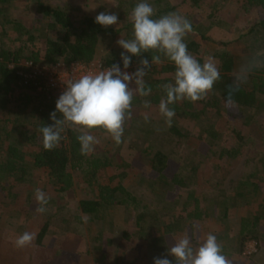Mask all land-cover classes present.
I'll use <instances>...</instances> for the list:
<instances>
[{"label":"trees","instance_id":"16d2710c","mask_svg":"<svg viewBox=\"0 0 264 264\" xmlns=\"http://www.w3.org/2000/svg\"><path fill=\"white\" fill-rule=\"evenodd\" d=\"M14 1L0 0V15L8 10V6L6 5H11ZM22 1L27 3L28 10L31 4L36 6L37 13L42 17V21L45 24L41 23V25L45 26L46 31L49 33L47 36L40 35L37 46L38 51L36 53L33 52L30 57L26 56V61L37 62L40 55H42L45 60L44 63L47 65L56 66L62 60L65 61L67 67L75 64L89 65L97 60L100 45L104 43L105 39H108L111 42L109 46L107 45V52L100 59L101 64L104 67H110L113 63H120L123 66L120 60V53L123 49L117 43H114V41L115 38H133L131 16L120 28H105L95 22L94 16L91 17L79 13L75 15L70 7H64L61 3L58 5L52 4L53 0ZM55 1L62 2L63 0ZM163 1L147 0L155 10L153 18L158 19L171 12H177L187 18L192 24V31L185 37L189 52L201 64H203L207 57H214L218 62L221 72V79L214 85L213 91L209 93L206 99L197 102L184 100L170 105L176 113L172 121L174 129L172 132L182 137V129H185L189 133L187 129L191 130V128L198 126L202 118L210 119L217 116L220 118L219 121H221L232 112L244 113L264 108V67H258L250 74L247 83L242 85L240 90L234 94L233 100L229 101L226 99L228 85L232 83L234 75L240 72L242 67L249 66L251 62L264 64V0H245V3L242 5L244 13L248 15L259 13L260 16L250 21L249 26L241 30L237 36L238 38L233 41L217 40L213 37V25L206 26L208 20L201 21V17H198L194 21L193 13H189L187 17L183 9H181L185 5H188L191 9H197L195 12L200 15L202 13L200 11L202 9L201 5L209 4V8L212 9L210 15L216 16L220 13L218 10H225V6L221 5L219 0H182L178 4L173 5L169 3L163 4ZM213 16L208 18L211 20L214 18ZM11 23L15 27L21 26L18 30L20 31L18 32L20 33V39L29 36L31 43L36 41L35 35L25 30L17 17L12 19ZM35 31L39 32L40 30L36 29ZM21 41L23 42L24 40ZM27 42L28 40H25L24 43ZM18 43L15 42L6 46L0 37V110L8 105V96L17 88L23 90L21 101L25 107L42 98L48 101H56L58 99L53 93L39 92L35 82L24 81L18 71L12 68L13 66L11 65L16 64L17 66V62L22 57L18 51L13 50ZM22 48L24 49L25 47L23 46ZM154 54L156 53L150 51L144 55L151 60ZM138 60L139 58L133 57L131 67H136ZM175 70V65L162 56V63L153 64L144 77L146 85L152 88L151 95L140 98L150 100L151 105L159 108V101L166 94L158 86L174 83ZM137 101L136 99L133 100V107L138 105ZM133 107L132 116L134 114ZM41 114L42 118L33 124L38 130L45 124L52 123L49 122V111L42 112ZM132 116L128 123H135L132 120ZM98 130L104 131L103 129H93L91 132ZM20 132H22V129ZM11 135L12 132H7L6 139H9ZM63 135L64 138L59 146L51 151L44 149L41 138V142L37 143V147L35 146L36 151L32 155H30V151L26 152L17 145L10 144L6 146L5 156L0 159V194L2 195L1 202L3 204L8 206L11 201L13 203L14 200L21 199L25 193V189L29 190L30 184L27 180L29 178L32 179V176L29 175L31 168L42 171L45 174L44 181L46 182L47 180L46 183H49V186L51 185L54 192L58 195V199L49 200V204L47 205L48 211L41 214V220L44 224L36 235L35 241L31 246L25 247L26 264H48L37 256L40 248L47 247L50 244L56 246L65 245L66 239L60 233V231L64 232V230H59L58 226L61 223L63 226L67 224L70 215L69 213H64L65 208L59 200L65 199L70 194H75L78 181L74 178V174L78 172L83 173L88 178L87 183L89 189H91V192H87L79 199L78 209L82 216H87L92 222L101 223L102 225L107 224V221L113 223L118 212H135L137 230L146 233L148 228H150L148 227V219L153 218L156 220L158 235L166 237L176 235L175 239H177L179 234L184 235L185 233L197 241L195 245L198 247L202 243L200 238H197L198 235L203 233L201 231L202 226L207 224V222H212L211 218H214L217 213L218 217L224 219L223 221L227 224L229 223L228 220L233 215L230 210L231 208L226 203L229 195L225 196L224 194L222 195L223 198L219 195L211 196L203 193L198 194L193 191H180V187L185 186L184 181L178 178L169 180L165 176L162 179L168 183V191L164 190L162 193L155 192V199L158 202L156 204L160 210L156 211V209H153L152 214L148 213L151 207L142 206L141 200L132 194L128 186V181L138 178L141 174V170L136 165L137 163L133 166V164H128L123 159L117 160L112 156L111 151L105 148L103 150L99 148L88 155H82L80 144L76 138L77 133L71 129H67ZM25 139L23 140L25 141ZM35 139L36 136L33 134L32 140ZM0 141L3 143L1 136ZM156 149L153 144H149L142 153L145 154V158L148 157L150 159V168L156 172H164L168 156ZM233 156L237 158L239 155L234 154ZM113 167L116 170L115 174L108 177L107 182L101 181L102 175L106 174L107 170ZM246 174L240 176L241 178L234 187V192L235 197L242 200V205L246 206L247 209L249 206V196H258L264 188V156L258 159L257 162L255 161L253 163V170L249 173L246 172ZM33 194L30 191L25 199L30 201ZM171 198L174 199L170 200ZM22 199L24 200V198ZM218 199L221 203V212L217 210L218 208L214 203L210 206L207 205L208 201L219 202ZM157 206L153 205L152 207L157 208ZM237 206L235 213H237L240 207ZM160 212L165 214L159 217L158 214ZM240 212L241 210L237 213L236 218V234L240 239L238 247L243 248L245 242L248 239L250 240V238L257 240L258 244L262 246L264 238V213L254 212L252 214L250 213L251 211L246 212V210L244 213ZM82 216L71 217V220L76 218V221L81 222ZM14 224L12 222V226ZM21 229L22 226L20 227ZM122 234L127 240H132L135 230H124ZM158 237L156 236L153 239L149 236L151 238L148 239L149 244L155 245V243L158 244L159 240H163L162 237ZM222 237V234L221 236L218 235L217 241L222 240ZM100 238L99 241H102L100 247L106 251L108 247L103 244L104 234L103 238L102 234H100ZM145 242H147V239ZM221 245L222 253L225 255L228 246ZM236 247H233V249L237 250Z\"/></svg>","mask_w":264,"mask_h":264},{"label":"rangeland","instance_id":"374dc122","mask_svg":"<svg viewBox=\"0 0 264 264\" xmlns=\"http://www.w3.org/2000/svg\"><path fill=\"white\" fill-rule=\"evenodd\" d=\"M181 1L164 0L162 3L173 5ZM139 2L141 0H63L62 2L53 0L52 4L58 5L61 3L64 7H70L75 15L79 13L96 17L102 11L116 12L119 16V23L105 28L117 29L130 18L134 5ZM219 2L225 6V10H218L220 13L216 16L210 15L212 9L209 8V4L201 5V16L195 12L197 9H191L188 5L181 9H183L187 17L189 13H193L194 21L198 17H201V21L208 20L206 26L213 25V37L217 40L225 41L236 40L240 31L248 27L250 21L260 16L259 13L251 15L244 13L242 5L245 0H219ZM6 6H8V10L0 15V37L6 46L15 42L20 43L13 50L18 51L22 57L17 62V66L16 64L11 66L19 74H26L30 71L26 67V64L30 63L26 61V56L30 57L33 52L36 53L40 35L47 36L49 33L46 31L45 26L41 25L44 22L37 13L35 5L31 4L28 10L25 1L15 0L14 3ZM211 16L214 18L210 20L208 17ZM16 17L21 21V25L25 30L35 35L36 41L31 43L29 36L20 39V33H18L20 31L18 30L21 26L15 27L11 23L12 19ZM36 29L40 31L37 32L35 31ZM21 40L24 41L22 42ZM25 40H28V42L24 43ZM117 40L119 39L115 38L114 43ZM110 42L105 39L104 43L100 45L96 61H100L107 52V45L109 46ZM23 46L25 47L24 49L22 48ZM38 59L39 61L33 62L36 67L46 64L42 55ZM58 65L67 69L70 68L65 65L64 60ZM48 66L52 67V65ZM22 92L23 90L20 88L15 89L8 96V105L0 110V136L3 138V143L0 141V159L5 156L6 146L10 144H15L26 152L30 151V155L35 153V146L37 147V143L41 142L42 133L33 124L42 118V112L49 111L51 113L56 108V101H48L43 98L25 107L21 101ZM134 99L138 100V105L133 107L132 120L135 123H128L130 119L125 122L123 143L116 145L105 131H92L91 134L99 140L95 150L99 148L101 150L103 148L109 149L112 156L117 160L123 159L126 163L133 164V166L137 163L136 165L141 170V174L138 178L128 181V186L132 194L141 200L142 206L151 207L148 211L150 214H152L153 209H156V211L160 210L156 204L158 202L155 199V192L168 191V183L162 179L163 176L169 180L182 179L185 186L180 187V191H193L198 194L203 193L211 196L229 195L226 203L233 213L228 220L229 223L224 222V219L218 217L217 213L214 218H211L212 222H207V224L202 226L201 231L203 233L198 235L197 238H200V241L203 242L209 233L214 234L216 237L222 234L223 239L219 240V243L228 246L225 256L230 261V264H264V238L262 246L258 244L257 240L250 238L242 248L238 247L240 239L236 234V218L239 210H241L240 213H244L245 210L246 212L251 211L250 213L252 214L254 212L264 213V188L258 196H249L247 209L246 206L242 205V200L235 197L234 192V187L241 178L240 176L246 174V172H251L253 163L264 156V108L244 113L232 112L221 121H219L220 118L217 116L210 119L202 118L198 126L191 128V130L187 129L189 133L182 129L181 137L172 132L174 131L172 125L171 127L166 125L165 119L158 111L159 108L151 105L150 108L145 109L143 103H139L143 102L142 98L137 95ZM145 114L149 117L148 122L144 120ZM49 122L52 121L50 120ZM21 129L22 132H20ZM7 132H12L9 139H6ZM33 134L36 136L35 140H32ZM149 144H153L157 151L160 150V152L168 156L164 172H156L150 168V159L148 157L145 158V154L142 153ZM234 154L239 156L235 158ZM257 166L260 167L258 164ZM115 172L114 167L109 168L107 173L102 175L101 181L107 182L108 177L114 175ZM29 175L32 176V179L29 178L27 180L30 188L29 190L25 189L21 199H16L13 203L11 201L7 206L1 202L2 195L0 194V264H26V253L24 252L26 248H17L15 240L26 231L37 235L44 224L41 220V214L35 211L38 207L35 195L31 196L30 201L25 199L26 195L30 191L34 193L36 188H40L50 197V200L58 199L53 187L46 183L47 180L46 182L44 181L45 174L42 171L31 168ZM74 178L78 181L75 194H70L65 199L59 200L65 208L64 213H69L70 215L67 224L63 226L61 223L58 226L59 230H64V232L60 231V233L66 239V243L63 246L50 244L47 247L40 248L37 256L43 259L44 262L48 264H153L154 257L167 255L168 249L175 241L185 235L189 236L185 233L184 235L179 234L177 239H175L176 235L172 237L160 236L156 231V220L153 218L148 219V227L150 228H148L146 235L145 232L143 233L136 228L137 219L135 212L120 211L116 214V219L113 223L107 221V224L104 225L90 221L87 216H82L78 209V202L81 196L91 192L87 183L88 178L81 172L75 173ZM172 199L174 198L170 200ZM218 201H208L207 205L210 206L214 203L218 208L217 210L221 212V203L219 199ZM153 205H156L157 208H153ZM51 206L54 207L53 205ZM236 206L239 207L237 213H235ZM163 214L165 213L160 212L158 216L160 217ZM78 215L82 216L81 222L76 221V218L71 220V217H77ZM12 222L15 223L13 226ZM21 226L22 229L20 230ZM124 230H135L132 240L124 238L122 234ZM100 234H102V238L104 234L103 244L108 247L106 251L100 247V244H102V241H99ZM149 236L153 239L159 236L158 238L162 237L163 240H159L158 244L155 243V245L149 244L148 239H151ZM189 238L193 247L198 248L195 245L197 241L190 236ZM146 239L147 242H145ZM233 247H236L237 250L233 249ZM168 258L173 260L171 256H168Z\"/></svg>","mask_w":264,"mask_h":264},{"label":"clouds","instance_id":"9594fccd","mask_svg":"<svg viewBox=\"0 0 264 264\" xmlns=\"http://www.w3.org/2000/svg\"><path fill=\"white\" fill-rule=\"evenodd\" d=\"M154 8L141 0L131 12L133 38L119 39L117 44L123 49L120 63L98 71L79 75L69 79L63 92L56 100L55 111L50 113L52 123L40 128L43 147L51 151L59 146L67 129L77 133L82 155L95 150L99 140L91 134L93 129H103L116 145L123 143L125 122L131 119L135 96L148 97L152 88L146 85L144 77L153 64L162 63V56L175 65L174 83L159 85L165 96L159 101V113L165 123L171 127L176 113L170 105L187 100L197 102L207 98L214 85L221 79L220 68L214 57H207L201 64L189 50L185 37L192 31L191 22L177 12H171L154 19ZM95 22L108 27L119 23L116 12L102 11L95 17ZM154 52L151 60L144 55ZM139 58L134 71L129 72L132 58ZM264 64H250L234 75L228 85L226 99L231 101L234 94L246 84L250 74ZM143 107H151V101L144 99ZM59 113V117L58 114ZM145 122L149 117L144 115ZM38 203L36 212L44 214L48 211L50 197L40 188L34 191ZM36 239L33 232H24L15 240L17 248L31 246ZM230 264L222 253V245L217 237L209 233L198 248H194L189 236L175 241L168 249L167 255L154 257L153 264Z\"/></svg>","mask_w":264,"mask_h":264},{"label":"built area","instance_id":"2783aa9c","mask_svg":"<svg viewBox=\"0 0 264 264\" xmlns=\"http://www.w3.org/2000/svg\"><path fill=\"white\" fill-rule=\"evenodd\" d=\"M26 65L30 70L29 73L20 74L24 81L35 82L39 92L53 93L57 98L63 92L65 87L64 84H66L69 79L77 78L79 75L88 72L95 73L108 68L104 67L100 61H95L89 65L75 64L68 69L60 65L51 67L47 64H42L36 67L33 62ZM135 68L136 67H130L128 71L132 72Z\"/></svg>","mask_w":264,"mask_h":264}]
</instances>
